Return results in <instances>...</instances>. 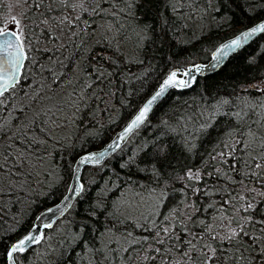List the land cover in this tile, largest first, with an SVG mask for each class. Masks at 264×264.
<instances>
[{"label": "snow or ice", "instance_id": "snow-or-ice-1", "mask_svg": "<svg viewBox=\"0 0 264 264\" xmlns=\"http://www.w3.org/2000/svg\"><path fill=\"white\" fill-rule=\"evenodd\" d=\"M157 3L164 5L162 11H156ZM247 3L216 0L214 10L226 18L234 8L244 11ZM259 3L264 4V0ZM21 5L23 10L14 14ZM169 7L179 11L172 0H0V24L6 25L0 26V203L5 196L11 200L25 189L38 193L49 174L43 165L52 149L62 143L56 139L58 130L78 118L83 124L92 102L105 99L104 95L92 94L96 85L110 83L109 77L126 71L119 67L122 57L114 59L108 47L115 42L118 48L125 39V22H135L141 42L139 64L155 58L151 49L157 44L170 45ZM251 11L255 12V7ZM98 19L104 21V35L85 60L80 53L97 32ZM258 35L264 36V18L216 48L210 63L193 64L182 74L169 72L117 137L101 150L80 157L79 164L101 165L117 150L123 151L121 142L149 122L150 113L170 89L190 87L197 80L194 74L218 71ZM76 39L79 44L74 43ZM66 41L73 42L74 58L82 61L72 79L67 78V72L73 69L71 58H66L67 65L61 59L69 47ZM41 43H50L51 47L41 49ZM39 51L50 53L42 57L48 60L47 65L32 57ZM255 63V57L249 59L250 65ZM29 66L33 70L31 78ZM260 85H264V78L246 84L243 90L254 88L264 93ZM69 87L71 92L67 91ZM243 107L248 111H233L229 98L214 102L213 115L231 114L235 123L219 150L199 167L188 165L187 159L197 150V133L202 136L213 127L212 117L178 140L169 135L170 126L163 121L166 127L158 136L119 164V183L112 187L115 191L125 186L128 191L139 189L134 203L125 205L119 197L115 204L108 203L104 195L110 190L107 188L89 199L88 189L77 175L76 182L67 188L70 195H63L60 204L37 215L27 234L5 248L4 264H16L18 253L44 242V230L53 229L68 210L75 213L74 228L62 239L72 245L71 253L66 261L61 250L50 264H68L77 249L81 256L89 255L93 264H120L121 260L124 264H264V118H252L257 107L264 109V103L253 101ZM177 184L183 199L165 215L161 209L167 207ZM49 194L45 192L44 196ZM129 227L140 231H128ZM109 234H119L127 247L103 243L102 238Z\"/></svg>", "mask_w": 264, "mask_h": 264}, {"label": "trees", "instance_id": "trees-1", "mask_svg": "<svg viewBox=\"0 0 264 264\" xmlns=\"http://www.w3.org/2000/svg\"><path fill=\"white\" fill-rule=\"evenodd\" d=\"M172 4L179 11H172L169 7L166 13L169 17L167 28L172 38L170 45L160 46L157 44L155 48L151 49L155 58L144 64H139L137 62L138 45L141 42L136 36L135 22H125L126 26L123 32L125 39L120 41L118 48L115 42L109 44L108 47L115 54L114 59L122 57L119 67L126 71H122L118 77H109L110 83L101 82L96 85V90L92 94L104 95L105 99L102 102L99 100L92 102L91 111L83 124L79 123L78 118L67 128L58 130L56 136H60L56 139L62 143L52 149L51 157L43 165L49 174L45 184L38 189V193H32L25 189L23 192H17L11 200L7 196L3 198V202L0 203V264H4L5 248L29 231L35 217L42 210L56 204L66 194L77 158L83 153L101 148L110 141L158 88L170 71L184 70L193 64L207 62L219 44L264 18V4H260L259 0H256L255 3L253 0H248L244 11L234 8L226 18L216 14L214 10L216 0H212L211 4L208 0H183L182 3L172 0ZM253 7H255V12L251 11ZM18 8L22 11L23 5ZM163 8L164 5L157 3L156 11H162ZM257 12L259 15L256 14ZM196 20L203 24L199 23L200 26L195 28L194 21ZM208 23H213V25L207 26ZM103 24L104 21L99 19L96 21L98 30L91 39H88L86 48L80 53L85 60L91 50L97 48V42L104 35V28L101 27ZM201 27L203 30L198 32L197 29L200 30ZM113 34L109 33V35ZM66 43H69V47L63 51L61 59L67 65L69 61L66 58H71L73 69L67 72V78L72 79L73 74L77 72V64L82 61L74 58L73 42L66 41ZM74 43L79 44L80 41L76 39ZM45 46L51 47L50 43L47 45L41 43L40 45L41 49ZM31 55L40 60L41 64H48V60L42 57H46L50 53L45 54L43 51H39L33 52ZM252 57L256 58L254 65L249 64V59ZM97 66L93 65V67ZM32 71V67L29 66L30 78ZM261 78H264V36H258L249 45L233 54L217 72L198 78L191 88L181 91L170 90L150 114L149 122L128 138L122 146L123 151L117 150L107 159V162L101 165L85 166L82 169L80 180L88 189L86 195L91 199L107 188L110 190L104 195L108 203L115 204L118 197L122 199L128 195L133 197L134 203V197H137L139 189L128 191L125 186L122 191H115L112 187L119 183L117 180V173L120 172L119 164L122 159H126L146 141L151 142L153 137L158 136L160 130L166 127L162 124L163 121H167L170 126L169 135L178 140L181 136L195 132L204 119L212 117L213 127L209 130L210 134L205 133L201 136L197 133L194 141L197 144V150L187 159L188 165L199 167L203 161L209 159L210 154L219 150L218 146L225 141L235 123V118L231 114L213 115L214 102L229 98L233 102V111L243 108L242 105L244 106L245 103L250 104L253 101L264 103V93L251 88L247 91L243 90L246 84H256ZM87 82L91 83L92 81L88 80ZM67 91L71 92L72 89L69 87ZM81 107L84 106L81 105ZM183 160L184 158L180 157L181 163ZM123 178V174H121V179ZM176 188L177 191L171 194L172 198L167 207L161 209L165 215L168 214L169 209L175 207L183 199V194L179 191L180 185L177 184ZM45 192L50 194L45 197ZM146 194L147 192L144 193V195ZM220 195L222 196L223 193ZM74 219V211L68 210L56 222L53 229L46 230L47 238L44 242L23 254H17L16 263L50 264L52 257L59 255L61 250L64 251L63 259L67 261L72 245L65 243L62 238L67 237L73 231ZM128 231L139 232L140 230H133L129 227ZM123 232L124 228L121 226L120 233ZM53 249L57 250L56 254ZM68 264H93V262L89 255L81 256L80 249H77L76 253L72 254V261ZM120 264H124V262Z\"/></svg>", "mask_w": 264, "mask_h": 264}, {"label": "water", "instance_id": "water-1", "mask_svg": "<svg viewBox=\"0 0 264 264\" xmlns=\"http://www.w3.org/2000/svg\"><path fill=\"white\" fill-rule=\"evenodd\" d=\"M253 25H254V24H253ZM253 25H252V26H253ZM250 27H251V26H250ZM250 27H247V28H250ZM247 28H245V29H247ZM245 29H244V30H245ZM242 31H243V30H242ZM239 33H240V32H239ZM258 36H260V35H258ZM258 36H257V37H258ZM257 37H255V38H257ZM232 38H234V37H232ZM232 38H230V39L224 41L222 44H225V43L229 42ZM255 38H253V40H254ZM253 40H252V41H253ZM252 41H250V42H252ZM250 42H249V43H250ZM222 44H221V45H222ZM221 45L217 46V48L220 47ZM215 50H216V49H215ZM215 50H214V51H215ZM214 51H213V52H214ZM213 52H212V53H213ZM211 56H212V54H211ZM227 61H228V60H227ZM227 61H226V62H227ZM210 62H211V57H210V59H209L207 62H205V63H196V64H199V65H202V66H203V65L208 64V63H210ZM226 62H225V64H226ZM225 64H224V65H225ZM190 67H191V66H189L188 68H186V69H184V70L174 69V70H172V71H177L179 74H182L185 70L189 69ZM222 67H223V66H222ZM170 72H171V71H170ZM215 72H217V71H215ZM215 72H213V71H211V70H206V71H204V72H202V73H198V74H194V75H196V76H197V79H198V78H200V77H205V76L211 75V74H213V73H215ZM166 76H167V75H166ZM166 76H165V77H166ZM179 78L187 79L186 77H183L182 75H180ZM162 81H163V80H162ZM195 82H196V81L192 82L191 86H192ZM191 86H190V87H191ZM188 88H189V87H188ZM175 89H177V90H183V89H185V88H175ZM186 89H187V88H186ZM149 98H150V97H149ZM147 99H148V98H147ZM147 99H146V100H147ZM146 100H145V101H146ZM145 101H144V102H145ZM142 105H143V104H142ZM142 105H141V106H142ZM141 106H140V107H141ZM150 114H151V113H150ZM129 121H130V120H129ZM129 121H128V122H129ZM128 122H127V123H128ZM127 123H126V124H127ZM125 126H126V125H125ZM125 126H124V127H125ZM122 130H123V129H122ZM122 130L118 131V132L113 136V138H112L110 141H108L106 144H104L101 148L96 149V150H93V151H90V152H86V153H84V154H82V155L79 156V158L77 159V162H76L75 166L73 167V168H74V172H73V175H72V177H71V179H70V183H69V185H70V184H74V183L76 182V179H75V178H76L77 175H79V177L81 176L80 169H81L84 165L79 164V159H80V157H82V156L85 155V154H88V153H92V152H96V151H98V150H101V149H102L103 147H105L108 143L112 142ZM125 142H126V141H122V142H121V147L124 145ZM102 162H103V161H102ZM102 162H101V163H102ZM86 165H87V164H86ZM66 195H70V193L67 192ZM61 201H62V199H61L58 203H56V204H60ZM56 204H55V205H56ZM55 205L50 206L49 208H54ZM63 207H64L63 204H61V208H63ZM47 209H48V208H47ZM47 209H46V210H47ZM46 210L41 211L38 215H40L42 212H45ZM60 218H62V217H60ZM60 218H59V219H60ZM59 219H58V220H59ZM58 220H57V221H58ZM34 222H36V221L34 220ZM48 230H49V229H48ZM44 231H45V230H44ZM34 246H35V245H34Z\"/></svg>", "mask_w": 264, "mask_h": 264}, {"label": "rangeland", "instance_id": "rangeland-1", "mask_svg": "<svg viewBox=\"0 0 264 264\" xmlns=\"http://www.w3.org/2000/svg\"><path fill=\"white\" fill-rule=\"evenodd\" d=\"M21 11L19 10V8L17 7V8H15L14 9V14H19ZM0 15H2V14H0ZM195 22V25H194V27L196 28V27H199L200 25H198L199 23L200 24H203L202 22H199V21H194ZM213 22H214V20H213ZM198 25V26H197ZM211 25H213V23H208L207 24V26H211ZM0 26H6L5 24H0ZM7 26H9V27H11V25H7ZM203 26V25H202ZM201 30H203V28L201 27V29L199 30V29H197V31L199 32V31H201ZM261 87H264V85H260ZM251 89H254V88H251ZM255 90V89H254ZM242 107H243V105H242ZM241 109H243V111H245V112H247L248 111V109L247 108H240L239 110H241ZM256 114H254L253 116H252V118L253 119H261V118H264V109H261V108H259V107H257L256 108V112H255ZM245 119H247V117H245ZM146 197H147V194L145 195ZM122 201L124 202V204L125 205H127L129 202H133V197L132 196H130V195H128L127 197H123L122 198ZM106 236V237H105ZM103 238H102V242L103 243H115L116 241V243L118 244L117 246H119L120 244H121V242H122V244H123V246L124 247H127V243L126 242H124V241H122V240H120V238H119V236H116V235H112V234H109V235H105ZM110 237H111V239H110ZM107 239H109V240H107ZM104 240V241H103ZM120 263H123V261L121 260L120 261Z\"/></svg>", "mask_w": 264, "mask_h": 264}, {"label": "bare ground", "instance_id": "bare-ground-1", "mask_svg": "<svg viewBox=\"0 0 264 264\" xmlns=\"http://www.w3.org/2000/svg\"><path fill=\"white\" fill-rule=\"evenodd\" d=\"M233 37H234V36H233ZM231 38H232V37H231ZM229 39H230V38H229ZM255 39H256V38H255ZM227 40H228V39H227ZM225 41H226V40H225ZM222 43H223V42H222ZM222 43H221V44H222ZM250 43H251V42H250ZM250 43H249V44H250ZM123 44H124V43H123ZM221 44H219V45H221ZM249 44H248V45H249ZM50 45H51V44H50ZM219 45H218V46H219ZM246 46H247V45H246ZM243 48H244V47H243ZM243 48H242V49H243ZM242 49H240V50H242ZM240 50H238V51H240ZM124 51H125V50H124ZM128 53H130V52H128ZM124 55H125V52H124ZM38 56H39V55H38ZM34 59H35V58H34ZM228 60H229V59H228ZM221 68H222V67H221ZM221 68H220V69H221ZM220 69H219V70H220ZM193 85H194V84H193ZM193 85H192V86H193ZM192 86H191V87H192ZM191 87H189V88H191ZM189 88H187V89H189ZM187 89L185 88V89H183V90H187ZM156 90H157V89H156ZM156 90H155V91H156ZM170 90H172V89H170ZM170 90H169V92H170ZM175 90H177V89H175ZM155 91H154V92H155ZM179 91H181V90H179ZM154 92H153L152 94H154ZM169 92H168V93H169ZM168 93H167V94H168ZM152 94H151V95H152ZM167 94H166V95H167ZM165 97H166V96H165ZM163 99H164V98H163ZM163 99H162V100H163ZM255 114H256V113H255ZM123 128H124V127H123ZM123 128H122V129H123ZM122 129H121V130H122ZM119 131H120V130H119ZM64 132H65V131H64ZM66 133H67V132H66ZM58 136H60V135H58ZM58 136H56V137H58ZM130 136H131V135H130ZM65 137H67V136H65ZM59 138H60V137H59ZM64 140H66V139H64ZM64 140H63V141H64ZM127 140H128V139H127ZM127 140H126V141H127ZM67 143H68V142H67ZM125 143H126V142H125ZM125 143H124V144H125ZM135 148H136V147H135ZM53 149H54V148H53ZM95 150H96V149H95ZM132 150H133V149H132ZM92 151H93V150H92ZM89 152H90V151H89ZM83 154H84V153H83ZM81 155H82V154H81ZM78 158H79V157H78ZM78 158H77V159H78ZM108 158H109V157H108ZM108 158H107V159H108ZM76 162H77V160H76ZM76 162H75V164H76ZM103 163H104V162H102L101 164H103ZM74 166H75V165H74ZM85 166H95V165H84V166L80 169V172H81V173H82V169H83ZM73 172H74V170H73ZM80 177H81V176H80ZM66 193H67V192H66ZM65 195H66V194H65ZM57 203H58V202H57ZM73 203H74V201H73ZM54 205H55V204H54ZM52 206H53V205H52ZM48 208H49V207H48ZM46 209H47V208H46ZM46 209H44V210H46ZM42 211H43V210H42ZM66 213H67V211L65 212V214H66ZM60 219H61V218H60ZM26 234H27V233H26ZM26 234H25V235H26ZM22 237H23V236H22ZM105 237H106V236H105ZM107 240H109V239H107ZM103 241H104V240H103ZM116 242H117V241H116ZM116 242H115V243H116ZM109 243H110V242H109ZM121 243H122V242H121ZM117 245H118V244H117ZM35 246H37V245H35ZM35 246H32V248L35 247ZM52 246H53V245H52ZM59 249H60V248H59ZM57 253H58V252H57ZM18 254H19V253H18ZM51 254H52V253H51ZM55 254H56V253H55ZM16 264H17V263H16Z\"/></svg>", "mask_w": 264, "mask_h": 264}]
</instances>
